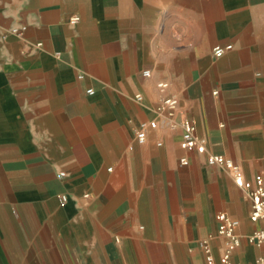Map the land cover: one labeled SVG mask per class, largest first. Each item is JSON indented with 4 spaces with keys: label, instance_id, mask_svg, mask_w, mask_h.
<instances>
[{
    "label": "crops",
    "instance_id": "crops-1",
    "mask_svg": "<svg viewBox=\"0 0 264 264\" xmlns=\"http://www.w3.org/2000/svg\"><path fill=\"white\" fill-rule=\"evenodd\" d=\"M185 119L264 179V0H0V264H206L203 242L221 264L219 213L232 263L264 264L232 174L180 148Z\"/></svg>",
    "mask_w": 264,
    "mask_h": 264
},
{
    "label": "built area",
    "instance_id": "built-area-1",
    "mask_svg": "<svg viewBox=\"0 0 264 264\" xmlns=\"http://www.w3.org/2000/svg\"><path fill=\"white\" fill-rule=\"evenodd\" d=\"M77 18H71L69 22L74 23ZM226 49H230L227 46ZM224 49L216 48L214 53L216 56H221ZM143 75L148 77L149 72L144 71ZM160 89L166 87L165 84H158ZM178 106V101L173 97H166L161 101L159 110L167 111L169 116H173L176 108ZM182 136L180 142V148L188 153L195 152L200 155L205 156L206 164L210 167L221 166L225 170L229 171L233 176L234 184L242 190L246 197L251 203V214L250 219L253 222H260L261 227L255 230L248 238L247 241L250 244H257L264 246V179L261 176L255 177L253 180L248 181L243 178V175L239 167L230 159H226L221 155H216L212 153H206V148L203 140L196 136V126L189 119L181 121ZM144 127L151 129L156 128V122L151 121L147 125H143L141 130L137 132V141L142 143L145 140ZM181 166H186L188 164L187 158L183 157L179 160ZM110 170V169H109ZM61 176H64L61 173ZM218 222V234L226 239V244L224 251L220 257L221 264H233L231 261V254L239 247L240 239L235 234V222L229 219L224 213H219L215 216ZM203 249L205 252L206 264H214V257L211 253V249L207 242H203ZM264 263V258L262 260Z\"/></svg>",
    "mask_w": 264,
    "mask_h": 264
}]
</instances>
